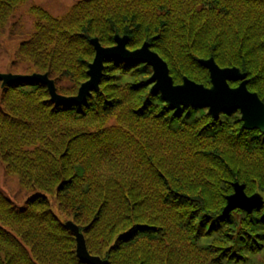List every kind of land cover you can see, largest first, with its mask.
<instances>
[{
	"label": "trees",
	"instance_id": "obj_1",
	"mask_svg": "<svg viewBox=\"0 0 264 264\" xmlns=\"http://www.w3.org/2000/svg\"><path fill=\"white\" fill-rule=\"evenodd\" d=\"M25 1L0 0V32ZM27 7L17 74L48 73L62 95L87 79L89 40L111 46L118 34L129 49L149 42L175 83L209 86L198 60L212 57L245 72L264 102V0H73L61 14ZM151 72L110 58L80 104L53 103L34 80L1 87L0 162L35 193L16 206L0 188V264H88L67 220L108 264H247L255 255L264 264V202L223 214L232 182L247 194L264 190V134L243 129L237 110L213 119L206 108H171L150 91Z\"/></svg>",
	"mask_w": 264,
	"mask_h": 264
},
{
	"label": "water",
	"instance_id": "obj_2",
	"mask_svg": "<svg viewBox=\"0 0 264 264\" xmlns=\"http://www.w3.org/2000/svg\"><path fill=\"white\" fill-rule=\"evenodd\" d=\"M114 43L111 46H103L97 37L89 40L94 49L92 61L86 71L87 79L77 88L73 96H65L57 92L54 80L48 73L15 74L0 72L1 87L17 80H34L41 82L47 88L50 100L55 104L74 102L80 104L93 90H98L106 60L118 58L125 61H139L150 66L152 74L150 80L153 85L151 92H158L171 108L198 107L206 108L213 119L227 110H237L242 121V128L246 130L256 129L264 134V102L256 92L247 87V74L237 67H220L212 57L199 59L198 63L209 74L210 85L182 77L178 84L173 82L169 74L167 63L159 54L151 49L149 42H143L139 47L130 50L127 48L128 35H114ZM229 82H237L231 86ZM232 193L225 197L226 203L223 214L227 215L233 210H242L247 213L264 202L260 193L247 194L245 185L238 181L232 182ZM65 226L75 237L76 256L88 264H108V261L88 252L83 234L78 226L71 220L65 222Z\"/></svg>",
	"mask_w": 264,
	"mask_h": 264
},
{
	"label": "rangeland",
	"instance_id": "obj_3",
	"mask_svg": "<svg viewBox=\"0 0 264 264\" xmlns=\"http://www.w3.org/2000/svg\"><path fill=\"white\" fill-rule=\"evenodd\" d=\"M72 2L73 0H26L25 3L21 6V8L17 10L15 18L13 17L10 18L7 25L0 32V72L2 73L23 72V70L19 67L20 66L19 63H16L14 58L16 55L17 45L21 40V38L24 37L18 35V33L25 35L27 32L31 30V26H32V20H31L32 17L27 15L28 13L27 6H29L30 4L42 5L48 10H50L53 14H61L63 13V10L67 6H69ZM132 49L135 48H131L130 50ZM133 79L134 77L128 74L123 75L124 81H131ZM195 82L205 85L202 82H198V81ZM0 94H1V82H0ZM0 188L4 190V192L12 199L13 203L16 206H22L24 204L25 199L29 195L35 193V192H26L24 190L19 189L16 177L15 176L6 177L4 166L1 162H0ZM260 194L264 199V190L261 191ZM236 216L238 217L237 214ZM259 257H260L259 255L251 256L247 264H260L261 260H259ZM122 262H125V260H123Z\"/></svg>",
	"mask_w": 264,
	"mask_h": 264
}]
</instances>
